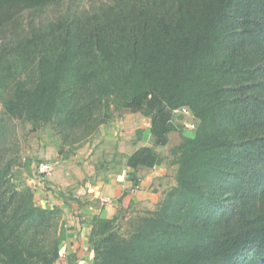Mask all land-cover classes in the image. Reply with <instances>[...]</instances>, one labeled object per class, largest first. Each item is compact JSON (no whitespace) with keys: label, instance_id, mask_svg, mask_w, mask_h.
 <instances>
[{"label":"trees","instance_id":"trees-1","mask_svg":"<svg viewBox=\"0 0 264 264\" xmlns=\"http://www.w3.org/2000/svg\"><path fill=\"white\" fill-rule=\"evenodd\" d=\"M75 2L0 0L4 115L52 131L64 158L108 117L139 113L151 144L125 164L176 166L153 209L91 219L90 264H264V0ZM58 4L64 12L38 20ZM182 107L193 130L173 114ZM173 131L164 157L155 148ZM5 151L0 264H54L62 209L11 181Z\"/></svg>","mask_w":264,"mask_h":264},{"label":"crops","instance_id":"crops-1","mask_svg":"<svg viewBox=\"0 0 264 264\" xmlns=\"http://www.w3.org/2000/svg\"><path fill=\"white\" fill-rule=\"evenodd\" d=\"M141 116L139 113L128 114L118 119V123L126 124L135 119L140 120ZM142 119L145 125L147 123L145 133L149 139L148 119L144 116ZM143 145L150 144L137 142L136 147L126 154H131ZM58 146L59 140H57L55 152L43 153L44 158L59 157L55 160L58 166L56 165L53 175L44 179L30 176V181L34 184L30 186L36 190L35 193L40 200L38 202L57 205L62 209L67 236L62 242L60 257L54 264H90L92 253L88 237L91 219L94 216L109 218L119 215L121 211L120 214L126 219L139 211L141 204H156L162 192L175 183L176 166L168 164L166 159L154 167L137 166L136 168L126 164L108 167L102 163L97 164L87 160L88 169L82 171L74 162L80 160L82 165L83 157L79 156V159L75 160L71 158L74 161L69 160V157L63 158L58 153ZM158 147L155 148L157 152L160 151ZM30 170L32 172V168ZM103 196L110 197L112 202L100 206L99 199ZM144 208L148 209L141 207V209Z\"/></svg>","mask_w":264,"mask_h":264},{"label":"rangeland","instance_id":"rangeland-1","mask_svg":"<svg viewBox=\"0 0 264 264\" xmlns=\"http://www.w3.org/2000/svg\"><path fill=\"white\" fill-rule=\"evenodd\" d=\"M99 1L102 0H78V2L74 3L75 5L73 8L82 9L83 7H87L90 2ZM65 7L66 4L51 5L41 11L40 15H38V20H52L57 15L64 12ZM105 106H107V100H105ZM175 116L177 120H180L184 123V131L193 130L194 122L190 114L178 113L175 114ZM0 117H4V120L1 122L3 125L4 135L0 138V149H6L4 158L1 161H4L7 158H13L15 163L11 166L9 178L13 183L18 185V188H21L24 185L30 186L33 184V182L30 181V176H32V178L37 176L36 166L40 161L49 160L55 162L56 159H59V157L44 158L43 155V153H50L51 151L55 152L56 143L59 139L49 129L30 131L31 126L29 123L21 122L17 119L6 118L1 107ZM143 119L141 116L140 120L135 119L130 122H126V124H122L118 123L117 118L108 117L105 123L101 124L90 137L86 138L85 141L82 142L81 146L77 148L73 154H70L68 156L69 160L71 158H74V160L79 159V156H82L84 160H82V165H80V160L74 162L76 166L82 171L88 169V163L86 162L87 160H90L92 163H102L108 167L112 165H116L118 167L124 165V155H127L126 153L133 150L136 147L137 142H145L151 144L150 138L148 139L147 134L145 133L147 123L145 125V119ZM137 129L142 130L140 138H137ZM178 141L179 133L177 131L171 132L169 134V142L165 146H159V152L165 156H169L170 147L173 144H176ZM28 160L29 167L30 169L32 168V172L31 170L30 172H27L25 169L24 165ZM74 160L71 159V161ZM56 165L58 166V164ZM33 191L34 200L38 202L39 199L37 198V195L35 193L36 190ZM38 194H40V192ZM141 207L153 209L155 207V204H141L138 208L140 209L139 211L143 210L141 209Z\"/></svg>","mask_w":264,"mask_h":264},{"label":"built area","instance_id":"built-area-1","mask_svg":"<svg viewBox=\"0 0 264 264\" xmlns=\"http://www.w3.org/2000/svg\"><path fill=\"white\" fill-rule=\"evenodd\" d=\"M178 113L189 114V111L186 107L173 109L174 115ZM55 168H56V162L54 161H49V160L40 161L38 165L36 166L37 176L40 178H48L51 175H53ZM111 202H112V199L108 196H103L99 199L100 206H104ZM89 208H92V207H89Z\"/></svg>","mask_w":264,"mask_h":264}]
</instances>
